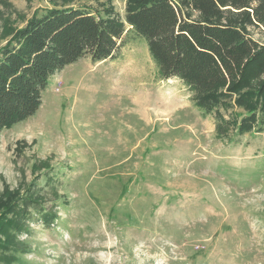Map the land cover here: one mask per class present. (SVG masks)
Masks as SVG:
<instances>
[{"label": "rangeland", "instance_id": "obj_1", "mask_svg": "<svg viewBox=\"0 0 264 264\" xmlns=\"http://www.w3.org/2000/svg\"><path fill=\"white\" fill-rule=\"evenodd\" d=\"M127 3L0 0V50L54 8L126 24ZM250 34L264 45V27ZM120 44L56 74L37 114L0 131V200L8 187L19 209L0 264H264V132L219 137L127 24Z\"/></svg>", "mask_w": 264, "mask_h": 264}, {"label": "trees", "instance_id": "obj_2", "mask_svg": "<svg viewBox=\"0 0 264 264\" xmlns=\"http://www.w3.org/2000/svg\"><path fill=\"white\" fill-rule=\"evenodd\" d=\"M125 21L147 44L161 77L180 79L197 109L214 115L219 137L233 128L239 136L264 132V45L250 34L264 27V0H128ZM126 24L86 8H54L17 31L0 50V131L34 117L50 80L66 67L114 58ZM222 108L246 114L226 119ZM16 195L6 187L0 200V234L13 242L18 231L9 230L19 209L17 201L9 205ZM43 216L47 226L56 219Z\"/></svg>", "mask_w": 264, "mask_h": 264}, {"label": "bare ground", "instance_id": "obj_3", "mask_svg": "<svg viewBox=\"0 0 264 264\" xmlns=\"http://www.w3.org/2000/svg\"><path fill=\"white\" fill-rule=\"evenodd\" d=\"M128 66V65H127ZM130 66V65H129ZM125 69H126V67H125Z\"/></svg>", "mask_w": 264, "mask_h": 264}]
</instances>
